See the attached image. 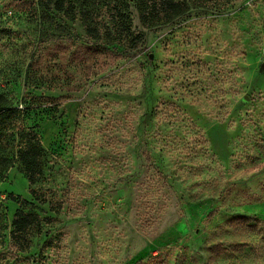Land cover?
Segmentation results:
<instances>
[{"label": "rangeland", "instance_id": "rangeland-1", "mask_svg": "<svg viewBox=\"0 0 264 264\" xmlns=\"http://www.w3.org/2000/svg\"><path fill=\"white\" fill-rule=\"evenodd\" d=\"M124 1L0 0V96L44 151L29 184L0 135V264H264V0L151 29Z\"/></svg>", "mask_w": 264, "mask_h": 264}, {"label": "trees", "instance_id": "trees-1", "mask_svg": "<svg viewBox=\"0 0 264 264\" xmlns=\"http://www.w3.org/2000/svg\"><path fill=\"white\" fill-rule=\"evenodd\" d=\"M133 3L139 23L147 29L164 27L182 17L187 12L186 6L182 2L175 0H133ZM50 4V7L48 5L46 7L56 12H62L64 10L66 13L71 10L72 6L69 4V0H53ZM121 8H127V3L124 0H122ZM113 12H115L114 18L109 17L110 26L112 29L119 31L121 35L122 29L115 21L117 18H120V15L116 13V9H113ZM121 26H124L123 22ZM89 30L94 31L91 28L87 29V31ZM122 38H120V42H123ZM139 40L140 37H136L133 43L126 41L127 44L125 46L133 50L137 48ZM0 114V135L3 131L13 128L18 132L17 153L19 163L27 182L33 184L35 179L41 175L44 163V151L39 139L34 132L24 130L20 126L16 127L21 113L16 108L7 106L2 96H0ZM30 194L34 197L36 196L34 191H30ZM35 198L36 200L38 199L37 197ZM36 225L37 219L33 215L16 213L12 220L13 230L10 234L13 244L21 250L26 248L27 241L25 238L35 230Z\"/></svg>", "mask_w": 264, "mask_h": 264}, {"label": "water", "instance_id": "water-1", "mask_svg": "<svg viewBox=\"0 0 264 264\" xmlns=\"http://www.w3.org/2000/svg\"><path fill=\"white\" fill-rule=\"evenodd\" d=\"M260 71H264V63L261 64ZM243 101H247L246 97L243 98Z\"/></svg>", "mask_w": 264, "mask_h": 264}]
</instances>
